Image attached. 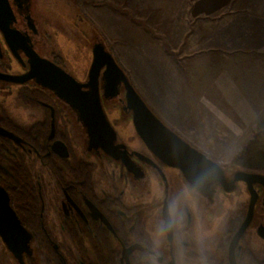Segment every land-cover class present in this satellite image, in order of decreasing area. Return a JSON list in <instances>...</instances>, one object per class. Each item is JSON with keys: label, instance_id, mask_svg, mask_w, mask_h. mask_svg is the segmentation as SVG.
<instances>
[{"label": "flooded vegetation", "instance_id": "af4514ba", "mask_svg": "<svg viewBox=\"0 0 264 264\" xmlns=\"http://www.w3.org/2000/svg\"><path fill=\"white\" fill-rule=\"evenodd\" d=\"M8 2L14 16L11 27L27 38V44L39 57L50 61L74 78L62 67L60 57L50 44L49 34L44 28V19L48 15L44 13L41 0H8ZM95 34L93 30H89L87 39L81 38L78 34H75V37L92 49L93 45L99 42L98 35ZM15 53L9 50L0 34V75L18 77L27 72L28 63L24 52L17 49ZM76 81L85 83L87 73L83 80ZM102 86L99 78L104 116L115 134L113 144L123 146L126 151L128 159L125 164L121 160L109 157L90 141L88 128L77 112L58 98L53 91L40 86L34 80L14 83L0 79V91L15 87L16 98L21 103L30 108H39L43 114L42 120L35 122L28 129L15 124L3 111L0 114V188L8 195L11 209L29 235L27 250L22 252L20 259L7 249L0 237V247L4 248L13 264H141V256L149 242L142 228L145 205L136 201L138 192L142 194L146 191L149 179L153 178L163 184L164 193L167 194V170L169 176L175 178L179 184L183 185L187 182L179 169L163 164L139 139L132 126L131 115L125 110L122 90L116 97L106 99L102 96ZM22 91L31 94L28 100L22 99L20 96ZM112 110L119 111L120 115H110ZM122 112L126 115H121ZM6 120H9V123ZM36 125L43 127L46 132L45 137L27 138L24 133H28ZM115 126L125 128V132L129 134V128H133L134 136L131 135L128 140H136L142 149L138 150L125 143ZM175 133L191 147L204 153L182 135ZM136 141L133 143L135 144ZM55 142L63 144L66 157L53 150L52 145ZM74 148L78 149L82 156H90L97 160L102 171H105V163L112 169L110 176L104 172L103 182L106 188L96 191L92 175L96 168L95 164L78 158ZM32 154L51 175L50 184L54 190L53 195L47 200L49 205L53 206L55 222L50 227L54 232H60L61 237L69 244L65 252L57 243L60 239L54 238L43 222L45 202L24 162V157ZM205 156L219 165L226 187H229L228 184L233 180L235 172H245L235 168L233 164H220L207 154ZM19 166L27 170L28 181H25L24 177L15 176L12 172L13 168ZM119 184L129 189L128 198L124 195L125 190L118 189ZM230 187L232 190L225 192L223 186L218 183L205 184L196 194V211L193 212L191 209L187 211L185 227L184 247L189 257L197 255L196 246L190 247L191 243L186 240L189 239L188 232L193 218L205 220L211 225L214 217L221 212L226 199L231 197L244 199V196L241 197L244 194L247 200H242L237 210L229 216L219 244L215 246L213 254L208 255L210 264H230L229 246L245 217L249 201V194L243 182L237 181ZM253 188L258 195L253 212L257 210L264 214V205H262L264 189L258 185H254ZM25 189L28 195L34 197L37 218L33 225L26 218L25 212L13 202L11 191L23 194ZM258 226L264 227V223L259 222ZM247 229L248 227L233 245L234 264H264V258H257L245 241ZM171 255V250L166 252V256ZM169 264H172L171 260Z\"/></svg>", "mask_w": 264, "mask_h": 264}, {"label": "crops", "instance_id": "0c3cea01", "mask_svg": "<svg viewBox=\"0 0 264 264\" xmlns=\"http://www.w3.org/2000/svg\"><path fill=\"white\" fill-rule=\"evenodd\" d=\"M97 24L120 67L162 56L165 103L182 115H264V0H104Z\"/></svg>", "mask_w": 264, "mask_h": 264}, {"label": "rangeland", "instance_id": "374dc122", "mask_svg": "<svg viewBox=\"0 0 264 264\" xmlns=\"http://www.w3.org/2000/svg\"><path fill=\"white\" fill-rule=\"evenodd\" d=\"M103 2L104 0H41L44 13L48 15L44 19V28L49 34L50 44L60 57L62 67L72 74L76 80L81 81L84 79L88 72L92 55L91 49L79 41L75 34L87 39L88 31L93 30L96 33L95 35H97L98 5ZM123 3L122 6H125ZM128 36H130L128 32L122 33L120 36L122 42ZM111 42H113V39ZM161 57V55L155 56L151 54L150 51L149 55L145 53L141 56L131 54L117 56V59L121 67L126 71L133 87L147 102V106L170 129L182 135L183 138L209 157L217 160L220 164H233L235 168L244 170L247 173L264 174V115H249V120L246 115H182V110L179 111L180 105L165 103L166 98H164L163 93L164 91L167 93L165 85L167 81L165 73L163 74L162 72ZM155 61L158 68L157 70L155 69L156 71H154ZM164 65H167V63L165 62ZM2 111L23 129H28L35 122L42 120L43 115L39 108H30L21 103L16 98L15 87L11 90L0 91V114ZM110 115H120V112L112 110ZM121 115L126 114L122 112ZM115 129L129 146L132 145L138 150L142 149L136 140H128L134 134L133 128H129L130 134L125 132L126 129L121 128V126H115ZM135 141L136 143L134 144L133 142ZM74 153L78 158L80 157L84 161L95 164L96 168L92 175L96 191L106 188L103 182L104 175L110 176L112 169L105 163V171H102L98 161L94 158L82 156L76 148H74ZM24 162L34 183L38 185L45 202L43 211L45 227L54 238L60 239L57 243L65 252L69 244L61 237L60 232H54L50 227L55 222L53 206H50L47 200L48 197L53 195L54 190L50 184L51 175L33 154L25 156ZM117 171L116 169V174ZM167 171V194L171 195L182 185L175 178H171ZM118 189L121 191L125 190L124 195L126 198L130 196L129 189L124 185L119 184ZM160 190L164 191L163 184L159 180L150 178L146 191L142 192V194L138 192L136 197V201L145 205L142 228L148 242L150 225L154 218L155 209L158 206L156 194ZM243 196L244 199L240 198V200L235 197L226 199L221 212L214 217L211 225L205 220H194L193 218L188 232L189 239H186L191 243L190 247L196 246L194 237L197 229H199L203 235L207 255H212L215 246L219 244L221 235L226 229L229 216L237 210L242 200H247L246 195L243 194L241 197ZM259 222L264 223V214L254 210L248 225L245 241L251 252L257 258L262 259L264 258V239H261L256 232ZM0 264H13L12 259L1 247Z\"/></svg>", "mask_w": 264, "mask_h": 264}, {"label": "water", "instance_id": "95a60500", "mask_svg": "<svg viewBox=\"0 0 264 264\" xmlns=\"http://www.w3.org/2000/svg\"><path fill=\"white\" fill-rule=\"evenodd\" d=\"M13 21L14 16L8 0H0L2 39L13 54H16L17 49L24 52L27 57L28 70L18 77L0 75V79L14 83L34 80L40 86L53 91L58 98L68 103L77 112L88 128L90 141L97 145L96 147H100L106 155L115 160H121L124 164L128 159L123 146L113 144L115 134L104 116L99 92V78L103 84L102 96L104 98H114L122 90L125 110L131 115L132 126L139 139L163 164L179 169L187 182L191 180L194 172L207 168L212 173V179L206 184L218 183L223 186L225 192H230L232 190L230 186L237 181L246 185L249 194L247 211L229 246L230 264H234L232 248L251 221L253 208L258 198L253 186L258 185L264 189V174L237 171L234 173L233 180L228 184L229 187H226L219 165L206 157L204 153L191 147L153 113L133 87L127 74L105 48L102 40L98 38L99 42L95 43L91 49L92 56L87 81L79 83L61 68L39 57L27 44V38L11 27ZM52 148L55 152H60L62 157L67 156L63 144L55 142ZM262 205H264V199H262ZM256 232L260 238H264V227L258 226ZM0 237L17 259H20L22 252L27 250L29 235L11 209L8 195L2 188H0Z\"/></svg>", "mask_w": 264, "mask_h": 264}, {"label": "clouds", "instance_id": "9594fccd", "mask_svg": "<svg viewBox=\"0 0 264 264\" xmlns=\"http://www.w3.org/2000/svg\"><path fill=\"white\" fill-rule=\"evenodd\" d=\"M210 179L212 173L204 168L194 172L190 181L175 193L160 190L156 194L158 206L149 229V243L141 256V264H210L203 235L195 234L197 255L189 257L184 247L187 211H196V194ZM171 250L172 255L166 256Z\"/></svg>", "mask_w": 264, "mask_h": 264}, {"label": "trees", "instance_id": "16d2710c", "mask_svg": "<svg viewBox=\"0 0 264 264\" xmlns=\"http://www.w3.org/2000/svg\"><path fill=\"white\" fill-rule=\"evenodd\" d=\"M30 95L31 94H29V92L27 91H22L20 94V96L22 97V99H24V101L28 100ZM6 122L9 123V120H6ZM42 128H43L42 126L36 125L31 128V131L24 134L27 138L35 137L36 139H40L45 137L46 135V132ZM12 172L15 174V176L19 178L24 177L25 181L29 180V174L27 170L22 166L13 168ZM11 192L13 195V202L15 203L16 207H19L21 210L25 212L26 218L32 225L35 224L37 215H36V210L34 209L35 208L33 203L34 197L28 195V191H26V189L24 190L23 194H19L16 191H11Z\"/></svg>", "mask_w": 264, "mask_h": 264}]
</instances>
